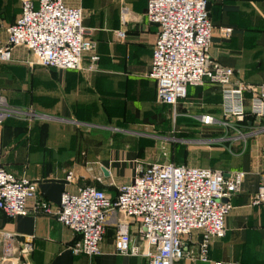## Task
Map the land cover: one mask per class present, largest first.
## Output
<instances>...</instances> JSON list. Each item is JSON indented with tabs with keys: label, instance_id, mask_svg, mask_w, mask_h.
<instances>
[{
	"label": "crops",
	"instance_id": "crops-1",
	"mask_svg": "<svg viewBox=\"0 0 264 264\" xmlns=\"http://www.w3.org/2000/svg\"><path fill=\"white\" fill-rule=\"evenodd\" d=\"M22 1L0 0L3 27L16 21ZM67 1L83 5L82 0ZM122 2L129 9L127 21L120 15L117 28L110 27L108 22L102 25L92 22L85 12L87 35L98 43L100 60L96 71L31 64L34 56L24 47L14 48L11 61L0 62V91L13 105L31 106L44 115L35 119L11 118L0 124L1 162L17 175L37 181L39 196L53 205L60 203L65 190L74 191L83 185L102 187L116 197L118 187L131 182L136 160L153 161L143 156L138 158L131 151L114 150L108 143L105 145L113 128L162 127L163 121H172V129L176 121L183 128L188 127L186 121L202 126L199 123L202 114L225 120L221 113L223 88L220 84L206 82L190 86L186 99L174 106L159 101L157 83L148 76L158 26L147 20L148 0ZM107 6L101 8L104 13ZM210 13L215 25L211 59L233 67L237 77L246 82H264V0H218L211 3ZM222 27H232L233 31L224 35ZM121 29L126 31L124 38L118 37ZM111 31H115L114 39ZM6 39V31L0 29V46ZM87 61L86 57L84 62ZM251 121L241 125L242 132L248 134L246 139L235 138L232 128L202 127L209 129L202 135L217 137L226 143L215 147L207 158L217 160L220 167L194 165L226 173L240 169L246 171V176L241 191L230 199L226 236L211 244V260L181 259L174 264H214L215 261L264 264V204L250 205L264 175V119ZM212 129L220 132L214 133ZM69 172L74 173L72 181L66 179ZM130 230L133 236L137 235L134 221ZM116 231L109 215L103 253L95 257L74 255L70 245L80 235L55 216L42 212L9 217L0 212V264H12L4 257L6 233L12 235L15 248L19 249L25 241L31 243L30 254L19 264H134L136 257L141 264H148L145 257L116 252ZM196 241L193 239L192 247H196Z\"/></svg>",
	"mask_w": 264,
	"mask_h": 264
},
{
	"label": "built area",
	"instance_id": "built-area-1",
	"mask_svg": "<svg viewBox=\"0 0 264 264\" xmlns=\"http://www.w3.org/2000/svg\"><path fill=\"white\" fill-rule=\"evenodd\" d=\"M213 0H148L146 17L158 26L148 76L157 83V97L163 104L177 105L190 86L206 82L222 85L221 113L225 120L202 114L206 127L232 128L235 138L246 139L241 125L264 119V82L254 84L237 77L233 67L211 59L215 25L208 4ZM82 4L67 0H23L16 21L0 29L7 33L0 46V62L13 59L16 47L28 49L31 64L57 69L96 71L98 43L87 35ZM122 19L127 21L126 10ZM230 35L232 27H222ZM124 38L126 31H118ZM87 57V63L84 62ZM44 115L33 107L13 105L0 91V124L11 118L35 119ZM235 119V121H228ZM264 152V148H263ZM131 182L118 187L116 197L95 185L65 190L58 205L39 196L37 181L17 175L0 159V212L9 217L30 213L53 215L80 237L70 245L74 255H101L108 216L116 225L115 250L118 254L142 256L148 264H174L181 259L210 261L213 241L226 236L230 199L241 191L246 171L229 173L194 164L144 161L134 162ZM74 173H67L72 181ZM102 180V176L98 177ZM226 199V201H225ZM34 203V207H30ZM264 204V175L250 205ZM137 224V235L130 225ZM4 257L12 264L30 254L29 241L18 249L6 233ZM197 239L196 247H192ZM214 264H233L215 261Z\"/></svg>",
	"mask_w": 264,
	"mask_h": 264
},
{
	"label": "rangeland",
	"instance_id": "rangeland-1",
	"mask_svg": "<svg viewBox=\"0 0 264 264\" xmlns=\"http://www.w3.org/2000/svg\"><path fill=\"white\" fill-rule=\"evenodd\" d=\"M82 2L86 9V18L89 17L90 21H97V24L101 25L108 22V25L113 28H117L121 23V6L125 8L126 14L129 10L122 0H82ZM105 5H108L106 13L101 9ZM109 33H111L114 39L115 31ZM119 42L117 41L116 43ZM121 54L123 55L122 51ZM104 58L105 53L103 54ZM120 64L121 61H119L118 67H120ZM145 122L148 124L149 121ZM179 122L176 121V126L173 129L171 128L172 121H163L162 127H158L157 125L156 127L142 125L139 127L124 126L119 127V129L113 128L108 133L111 136H109L104 144L108 143V146L112 145L114 150L131 151L137 157L143 156L153 161L220 167L217 160H208L207 158L211 151L217 149L215 147H218L220 144L223 145L226 142L217 137L208 138L202 135L201 133H205L206 131L202 128L203 126L194 124V121H186L189 123L187 128L181 127L184 126L183 124L178 126ZM133 263L141 264V260L136 257Z\"/></svg>",
	"mask_w": 264,
	"mask_h": 264
},
{
	"label": "trees",
	"instance_id": "trees-1",
	"mask_svg": "<svg viewBox=\"0 0 264 264\" xmlns=\"http://www.w3.org/2000/svg\"><path fill=\"white\" fill-rule=\"evenodd\" d=\"M214 1H218V0H213V1H211V2H209V4H208V9H209V13H210V5H211V3L212 2H214ZM210 16H211V13H210ZM211 18H212V16H211ZM52 68H55V67H52ZM56 69V68H55ZM27 107H31V106H27ZM204 130L207 132L209 129L208 128H204ZM213 130V129H212ZM212 132H214V133H218V132H220V131H218V130H213ZM173 163H175V164H185V163H177V162H173ZM99 188H102V187H99ZM104 189V188H103Z\"/></svg>",
	"mask_w": 264,
	"mask_h": 264
},
{
	"label": "water",
	"instance_id": "water-1",
	"mask_svg": "<svg viewBox=\"0 0 264 264\" xmlns=\"http://www.w3.org/2000/svg\"><path fill=\"white\" fill-rule=\"evenodd\" d=\"M103 171H104L105 175L109 176V171L105 167H103ZM225 201H226V199H225Z\"/></svg>",
	"mask_w": 264,
	"mask_h": 264
}]
</instances>
